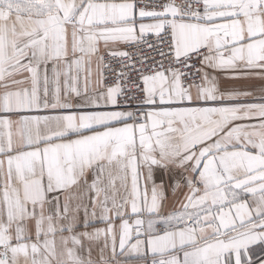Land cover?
Instances as JSON below:
<instances>
[{
    "label": "snow or ice",
    "instance_id": "6c2138e0",
    "mask_svg": "<svg viewBox=\"0 0 264 264\" xmlns=\"http://www.w3.org/2000/svg\"><path fill=\"white\" fill-rule=\"evenodd\" d=\"M0 264H264V0H0Z\"/></svg>",
    "mask_w": 264,
    "mask_h": 264
}]
</instances>
